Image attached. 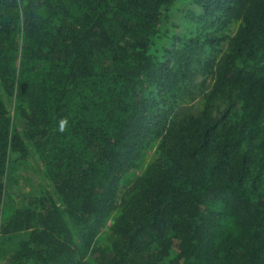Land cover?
<instances>
[{
    "label": "trees",
    "instance_id": "trees-1",
    "mask_svg": "<svg viewBox=\"0 0 264 264\" xmlns=\"http://www.w3.org/2000/svg\"><path fill=\"white\" fill-rule=\"evenodd\" d=\"M0 264H264V0H0Z\"/></svg>",
    "mask_w": 264,
    "mask_h": 264
},
{
    "label": "rangeland",
    "instance_id": "rangeland-1",
    "mask_svg": "<svg viewBox=\"0 0 264 264\" xmlns=\"http://www.w3.org/2000/svg\"><path fill=\"white\" fill-rule=\"evenodd\" d=\"M201 77L195 79V83ZM198 101L188 103V106L197 104ZM151 154L147 160L152 158ZM47 188V183L42 180L41 165L37 158L30 157L25 162L11 165L7 178V206H23L32 197L40 194L43 188Z\"/></svg>",
    "mask_w": 264,
    "mask_h": 264
}]
</instances>
